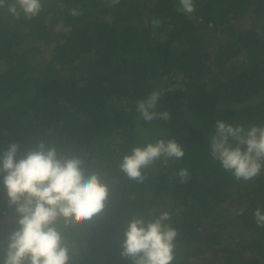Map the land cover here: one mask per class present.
Segmentation results:
<instances>
[{
  "label": "trees",
  "instance_id": "trees-1",
  "mask_svg": "<svg viewBox=\"0 0 264 264\" xmlns=\"http://www.w3.org/2000/svg\"><path fill=\"white\" fill-rule=\"evenodd\" d=\"M160 88L157 110L170 119L146 125L136 102ZM217 119L264 124V0H195L191 14L177 0H45L30 20L0 11V152L16 142L22 155L43 138L116 181L105 211L68 229L80 264H124L116 240L128 213L163 209L180 232L179 264H264V228L253 216L264 211V172L236 180L211 158ZM146 129L178 140L185 156L157 161L137 184L115 165ZM181 168L190 174L183 183ZM14 220L0 185V237Z\"/></svg>",
  "mask_w": 264,
  "mask_h": 264
},
{
  "label": "clouds",
  "instance_id": "clouds-1",
  "mask_svg": "<svg viewBox=\"0 0 264 264\" xmlns=\"http://www.w3.org/2000/svg\"><path fill=\"white\" fill-rule=\"evenodd\" d=\"M110 6L120 0H104ZM45 0H0V11L14 19H33L44 8ZM177 10L195 11V0H177ZM80 15L77 8L69 10ZM162 20L153 18V29ZM165 90L154 89L136 102V112L146 125L154 120L170 119V113L158 111ZM132 146L116 161V169L127 181L142 184L147 169L157 161L164 166L181 160L185 147L175 138H149ZM210 156L236 180L253 181L264 172V124L245 126L217 119L207 137ZM176 175L186 182L189 170ZM0 185L7 197V207L15 214L14 227L0 237V264H80L81 257L68 229L91 225L108 207L116 181L110 171L94 166L88 157L36 138L33 147L22 155L20 145L8 144L0 152ZM257 227L264 228V211L253 212ZM179 229L172 212L163 209L134 210L128 213L117 236L119 257L124 264H179L177 254Z\"/></svg>",
  "mask_w": 264,
  "mask_h": 264
},
{
  "label": "rangeland",
  "instance_id": "rangeland-1",
  "mask_svg": "<svg viewBox=\"0 0 264 264\" xmlns=\"http://www.w3.org/2000/svg\"><path fill=\"white\" fill-rule=\"evenodd\" d=\"M206 39H207V38L204 39V42H205V43H207V40H206ZM216 46H217V44H214L213 46H211V47H212V48H211V51H212V52H214V49L216 48ZM233 60H234V59H233ZM235 62H236V61L228 62L227 65H235V64H236ZM237 62H239V61H237ZM227 67H228V66H227ZM214 71H215V69H214ZM217 72H219V68L216 69V73H217ZM217 75H218V74H217ZM218 76H222V77H223L224 74L221 72V73H219ZM229 210H231V209H229Z\"/></svg>",
  "mask_w": 264,
  "mask_h": 264
}]
</instances>
